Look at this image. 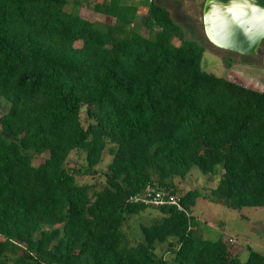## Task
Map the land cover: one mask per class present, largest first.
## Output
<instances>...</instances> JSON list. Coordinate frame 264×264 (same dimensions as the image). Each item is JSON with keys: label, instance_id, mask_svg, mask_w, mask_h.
Segmentation results:
<instances>
[{"label": "trees", "instance_id": "1", "mask_svg": "<svg viewBox=\"0 0 264 264\" xmlns=\"http://www.w3.org/2000/svg\"><path fill=\"white\" fill-rule=\"evenodd\" d=\"M143 1L154 40L119 0H93L113 20L103 31L67 0H0V264H264L197 238L203 197L184 189L197 168L219 175L210 202L264 214V91L207 72L202 47ZM148 186L181 210L130 202ZM143 213L130 244L123 228Z\"/></svg>", "mask_w": 264, "mask_h": 264}, {"label": "rangeland", "instance_id": "2", "mask_svg": "<svg viewBox=\"0 0 264 264\" xmlns=\"http://www.w3.org/2000/svg\"><path fill=\"white\" fill-rule=\"evenodd\" d=\"M121 4L138 8L135 16L133 30L135 34L142 38L154 40L157 29L145 31L139 21L146 14L148 2L143 0H119ZM164 7L180 24L184 30L187 40L197 42L203 49L201 66L207 72L221 76L227 80L240 79L245 85H253L264 91V54L260 50L256 56H241L233 52L223 51L212 46L203 31L201 23V7L203 0H154ZM80 4H79V3ZM88 2V3H87ZM93 0H67L64 10L79 15L93 22L98 30L113 23V20L92 11ZM174 46H179L180 42L173 40ZM229 64V65H227ZM9 106L4 99L0 100V114L8 110ZM111 158L106 157L104 164L99 169L105 171V165ZM81 161V160H79ZM102 171V172H103ZM79 180V181H78ZM185 191L196 189L201 192L202 199H198L193 220L194 235L199 239L211 241H222L228 244L232 253L237 256L240 262L247 259L248 247L263 254L264 256V214L261 208H242L233 210L224 205L215 204L209 201L210 189L215 188L219 175L214 180H209V176L200 174L197 168H192L188 174ZM80 183H92L89 176L77 178ZM151 215L155 212L151 211ZM151 215L143 213L141 217H131L123 231L130 244L139 239L140 223L148 220ZM234 239V244H229L228 240Z\"/></svg>", "mask_w": 264, "mask_h": 264}, {"label": "water", "instance_id": "3", "mask_svg": "<svg viewBox=\"0 0 264 264\" xmlns=\"http://www.w3.org/2000/svg\"><path fill=\"white\" fill-rule=\"evenodd\" d=\"M201 23L215 48L256 56L264 41V0H204Z\"/></svg>", "mask_w": 264, "mask_h": 264}, {"label": "built area", "instance_id": "4", "mask_svg": "<svg viewBox=\"0 0 264 264\" xmlns=\"http://www.w3.org/2000/svg\"><path fill=\"white\" fill-rule=\"evenodd\" d=\"M130 202L133 203H143L145 205H153L160 207L163 205H174L178 210H181L178 205V199L172 196H167L166 194L156 191L153 187L148 186L143 194L135 196L130 199ZM229 244H234V239L228 240Z\"/></svg>", "mask_w": 264, "mask_h": 264}, {"label": "crops", "instance_id": "5", "mask_svg": "<svg viewBox=\"0 0 264 264\" xmlns=\"http://www.w3.org/2000/svg\"><path fill=\"white\" fill-rule=\"evenodd\" d=\"M193 1V0H192ZM194 1H196V3L199 1V0H194ZM202 1V0H201ZM203 2H204V0H203Z\"/></svg>", "mask_w": 264, "mask_h": 264}, {"label": "flooded vegetation", "instance_id": "6", "mask_svg": "<svg viewBox=\"0 0 264 264\" xmlns=\"http://www.w3.org/2000/svg\"><path fill=\"white\" fill-rule=\"evenodd\" d=\"M201 9H202V7H201Z\"/></svg>", "mask_w": 264, "mask_h": 264}]
</instances>
